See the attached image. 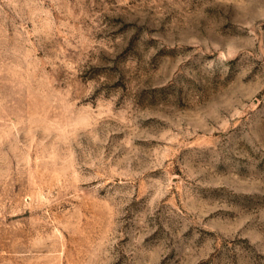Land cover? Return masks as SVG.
Instances as JSON below:
<instances>
[{
	"label": "rangeland",
	"instance_id": "obj_1",
	"mask_svg": "<svg viewBox=\"0 0 264 264\" xmlns=\"http://www.w3.org/2000/svg\"><path fill=\"white\" fill-rule=\"evenodd\" d=\"M0 264H264V0H0Z\"/></svg>",
	"mask_w": 264,
	"mask_h": 264
},
{
	"label": "bare ground",
	"instance_id": "obj_2",
	"mask_svg": "<svg viewBox=\"0 0 264 264\" xmlns=\"http://www.w3.org/2000/svg\"><path fill=\"white\" fill-rule=\"evenodd\" d=\"M231 35H232V38L227 42V44H225V46L223 48H222V46L220 47V49L222 48V50L217 55V58H216L217 59V62L220 61L221 57L225 54V52L229 48V45H231L233 43V41L235 40V37L233 36V34H231Z\"/></svg>",
	"mask_w": 264,
	"mask_h": 264
}]
</instances>
